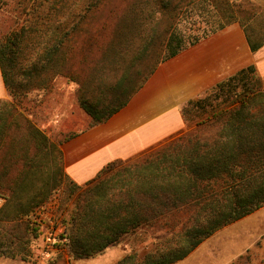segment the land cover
<instances>
[{
    "label": "trees",
    "instance_id": "1",
    "mask_svg": "<svg viewBox=\"0 0 264 264\" xmlns=\"http://www.w3.org/2000/svg\"><path fill=\"white\" fill-rule=\"evenodd\" d=\"M16 1L17 24L0 40V66L12 98L0 101V196L6 200L0 209V257L32 262L31 245L41 235V224L30 216L55 188L64 186L67 196L58 217L66 226V242L58 241L59 249L47 264L99 256L128 237L149 239L152 245L142 255L130 250L117 264H175L219 230L264 207V80L254 65L190 103L201 119L186 141L108 178H102L104 170L99 181L87 186L66 176L61 150L83 129L61 131L52 140L30 117L60 77L80 82L86 72L85 86L92 78L98 82L109 72L123 71L107 102L80 98L91 117L87 127L103 123L128 104L162 62L236 22L242 24L251 51L257 52L264 33L241 19L242 4ZM22 118L35 152L29 154L27 139L22 156L7 158L5 129L20 130ZM20 141L14 137L11 147ZM11 169L17 171L12 179Z\"/></svg>",
    "mask_w": 264,
    "mask_h": 264
},
{
    "label": "crops",
    "instance_id": "2",
    "mask_svg": "<svg viewBox=\"0 0 264 264\" xmlns=\"http://www.w3.org/2000/svg\"><path fill=\"white\" fill-rule=\"evenodd\" d=\"M252 65L264 80V45L253 53L240 22L188 46L162 62L107 121L86 126L62 144L66 176L87 186L108 166L129 163L178 139L188 127L184 111L190 103ZM10 98L0 66V101ZM109 256L102 262L96 256L72 264H117L126 254ZM175 264H264V207L219 230Z\"/></svg>",
    "mask_w": 264,
    "mask_h": 264
},
{
    "label": "rangeland",
    "instance_id": "3",
    "mask_svg": "<svg viewBox=\"0 0 264 264\" xmlns=\"http://www.w3.org/2000/svg\"><path fill=\"white\" fill-rule=\"evenodd\" d=\"M236 5L242 4V9L245 10V13H241L240 17L242 20H244L250 27H253L256 31H262L264 33V0H232ZM17 8V1L16 0H0V40L6 36L7 33H9L17 24V18H16V11ZM254 16L252 21L246 20L247 17ZM95 61L94 58L91 59V62ZM75 61L72 65V69H75L77 64ZM95 62L91 64L93 66ZM84 65L83 67H85ZM123 71L118 73L117 75L113 72H109L105 75L104 78L100 79L98 82L92 78V84H87L84 86V82L88 78V74L84 72L83 79H81L80 82L78 80H68L66 78H59L55 82V88L52 90L51 94L45 97L41 104L38 105L36 108L31 109V119L32 123L36 125L41 130L46 131V133L50 136L52 140L56 139V135L59 134V132H70V131H77L85 128L89 125L91 122V117H89L86 112L81 108L80 106V98L86 97L90 101V103H97L98 101H108L111 95L114 93V87L117 85V81L120 80L121 76L123 75ZM77 77V76H76ZM105 79V80H104ZM7 101H12V98H10ZM23 109V108H22ZM26 114L27 117H29L28 111H23ZM188 110V127L184 131L183 135L181 136L180 141L174 140L165 146L159 147L157 149H154L153 151H150L145 156H142L136 160H133L126 164H116L112 170H105L102 174V178H108L110 175H113L117 173L118 171H122L123 169H126V167H133L136 163H142L146 159L150 160L156 157L157 153L165 151L167 149H173L177 143H180L181 141H186L188 138L191 137V135L196 131L197 129V122L201 119L198 118L199 113L198 110H196L194 107L189 106L187 108ZM72 117H71V116ZM25 116V117H26ZM20 123L22 125V128L19 130L16 128V126L6 127L5 133L6 136L9 134L8 137H6L5 140V147L3 149L4 154H7L8 157H12V154L15 153V155L19 154V156L23 155L25 153L24 148H22V145H25L28 143L29 146V154L33 155L34 150V143L33 141H29L28 131L25 128V121L20 119ZM18 138V140H21V145L16 147H11V139ZM23 142V144H22ZM165 149V150H164ZM170 151V150H169ZM7 162V161H6ZM9 162V161H8ZM19 167H21L22 163L21 161ZM10 170V169H9ZM16 170L11 169L9 178L12 179L16 175ZM9 181V180H8ZM99 181V179L96 180V182ZM3 183L8 184L9 182L4 181ZM51 184L53 182L51 179L49 180V183L46 185V187L50 188ZM67 193H65V186L60 188H55L52 191V194L50 195L49 199L50 201L55 198L57 201V207L54 209H50V213H55L57 215V220L59 225H62L64 228H66L65 225L62 223V217H58L59 210L61 208V204L64 202V199L66 198ZM3 198L2 196H0ZM74 199V198H73ZM6 200L0 205L1 207L5 204ZM46 202V203H47ZM39 210V209H38ZM37 210V211H38ZM36 211V212H37ZM61 218V219H60ZM30 219L34 221L31 216ZM145 241V242H144ZM144 242V243H143ZM58 243V242H57ZM48 242L46 241V237L44 233L41 231V235L38 239H35L32 242L31 245V252L33 260L32 262L24 261L20 258L16 259H9L5 257H0V264H47V261L55 256L57 253V250L59 249L58 244L54 246H48ZM152 241L148 239H142L140 237H128L125 239V242L122 245L116 246L115 248H111V250L105 255L100 256L98 262H102L103 259H107L110 257L109 255H112L113 253H120L123 252L124 254H127L130 250H135L139 252L140 255L144 252L146 247H151ZM148 248V249H149ZM258 260V259H257ZM73 261V260H72ZM71 261V264H72Z\"/></svg>",
    "mask_w": 264,
    "mask_h": 264
},
{
    "label": "built area",
    "instance_id": "4",
    "mask_svg": "<svg viewBox=\"0 0 264 264\" xmlns=\"http://www.w3.org/2000/svg\"><path fill=\"white\" fill-rule=\"evenodd\" d=\"M5 201L4 198L0 197V205ZM57 207V201L54 199L48 201L42 205L37 212H35L31 218L41 224V231L46 237V241L49 243L48 246H54L57 242H66V228L59 225L57 215L50 213V209Z\"/></svg>",
    "mask_w": 264,
    "mask_h": 264
}]
</instances>
